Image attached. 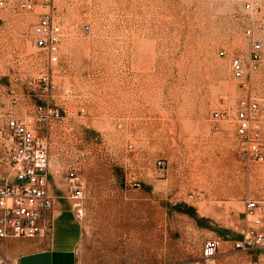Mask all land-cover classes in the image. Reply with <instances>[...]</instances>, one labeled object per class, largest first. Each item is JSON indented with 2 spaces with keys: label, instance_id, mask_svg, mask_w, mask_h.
Here are the masks:
<instances>
[{
  "label": "rangeland",
  "instance_id": "rangeland-1",
  "mask_svg": "<svg viewBox=\"0 0 264 264\" xmlns=\"http://www.w3.org/2000/svg\"><path fill=\"white\" fill-rule=\"evenodd\" d=\"M44 13L62 29L49 69L61 116L50 123L34 115L40 101L24 85L48 66L31 43ZM253 41L262 44L256 70ZM234 56L244 62L247 89L231 73ZM247 95L259 105L252 129L264 152V0H7L0 7V125L18 117L44 140L54 206L73 213L66 175L76 171L84 191L78 264H205L208 238L220 241L208 264H264L233 247L247 200L260 203L264 228V160L243 158L236 134ZM9 243L0 241V252L13 260Z\"/></svg>",
  "mask_w": 264,
  "mask_h": 264
},
{
  "label": "built area",
  "instance_id": "built-area-1",
  "mask_svg": "<svg viewBox=\"0 0 264 264\" xmlns=\"http://www.w3.org/2000/svg\"><path fill=\"white\" fill-rule=\"evenodd\" d=\"M7 0H0V7ZM51 0H41L48 5ZM23 5L31 7L30 2ZM250 4L246 3V7ZM87 28V27H86ZM32 46L46 55L47 68L35 75H28L24 85L29 93L40 101L34 105V115L39 121L50 123L61 116L60 108L55 102L56 85L50 73V66L58 62L59 45L62 38L61 26L50 13H44L33 27ZM250 34V30L246 31ZM262 44L253 41L249 50L250 68L256 70L261 61ZM220 56H227L225 50ZM230 69L234 78L241 80L240 86L247 89L244 81L246 75L244 62L240 57L230 59ZM47 92V93H45ZM40 93V94H38ZM17 98L13 99L16 103ZM259 109L257 100L251 95L241 98L236 111V134L240 141V155L253 161L264 160V152L259 147L260 134L252 129V119ZM84 113V109L80 110ZM218 116V114H215ZM158 165H162L158 161ZM49 160L44 140L34 135L24 120L8 116L0 125V241L14 238L49 237L53 228L54 196L49 186ZM68 199L74 200L75 215L81 217L80 202L84 191L76 171L66 175ZM261 205L256 200H247L244 205L245 228L233 247L245 253L255 252L264 260V228L256 215ZM220 247L216 238H208L201 248L200 258L208 264ZM0 264H17L0 252ZM168 264H184L171 262Z\"/></svg>",
  "mask_w": 264,
  "mask_h": 264
},
{
  "label": "crops",
  "instance_id": "crops-1",
  "mask_svg": "<svg viewBox=\"0 0 264 264\" xmlns=\"http://www.w3.org/2000/svg\"><path fill=\"white\" fill-rule=\"evenodd\" d=\"M82 235V225L75 213L53 206V228L49 237L4 240H11L7 254L17 264H78Z\"/></svg>",
  "mask_w": 264,
  "mask_h": 264
},
{
  "label": "bare ground",
  "instance_id": "bare-ground-1",
  "mask_svg": "<svg viewBox=\"0 0 264 264\" xmlns=\"http://www.w3.org/2000/svg\"><path fill=\"white\" fill-rule=\"evenodd\" d=\"M225 104V103H224ZM226 105V104H225ZM229 109V108H228ZM228 112V111H227ZM229 114V113H228ZM227 121V120H226Z\"/></svg>",
  "mask_w": 264,
  "mask_h": 264
}]
</instances>
